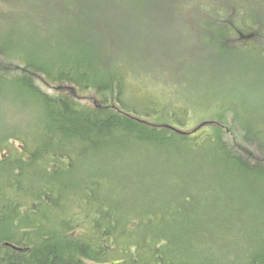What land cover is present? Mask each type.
I'll return each mask as SVG.
<instances>
[{
    "label": "trees",
    "instance_id": "16d2710c",
    "mask_svg": "<svg viewBox=\"0 0 264 264\" xmlns=\"http://www.w3.org/2000/svg\"><path fill=\"white\" fill-rule=\"evenodd\" d=\"M0 18L15 67L0 65V264H264L262 132L217 103L188 128L194 111L172 106L202 70L170 65L184 34L199 62L229 54L224 37L264 58L262 17L245 25L236 0H0ZM210 192L225 198L196 197ZM208 208L239 215L216 235L196 220Z\"/></svg>",
    "mask_w": 264,
    "mask_h": 264
},
{
    "label": "rangeland",
    "instance_id": "374dc122",
    "mask_svg": "<svg viewBox=\"0 0 264 264\" xmlns=\"http://www.w3.org/2000/svg\"><path fill=\"white\" fill-rule=\"evenodd\" d=\"M236 1L237 6L240 8L241 16H243L245 25L252 26L254 22L257 23L259 17L264 19V0ZM9 26L7 30L9 29ZM5 27V22H3L0 18V35L5 34ZM259 30L261 31V34L264 33V29ZM6 35L8 39H11V45H15L18 49L22 47V43L18 41V35H9L8 33ZM184 35L186 36V42H183L182 44L184 52L178 55V60L175 59L170 61V65L182 66L186 70L190 68V66L193 67L197 65L199 67L196 68H200L202 70V76L195 78L186 77L182 80L184 82L182 83V89L184 90L182 98L184 102L175 106L173 105L172 108L174 110H178L181 107H187L193 110L195 116L192 121H190L191 119L188 120L190 121L188 128L191 127V129H196L203 123L209 121L205 119L213 118L214 114L217 112V109H207L206 104L217 103L218 105H223L227 109H234L240 112L250 125H252L256 130L262 132L261 137L264 139V58L260 47L256 48L252 44L248 43V47L238 51L236 43L232 42L230 38L224 37L222 44L227 49L224 50V53L229 51L230 55L225 54L220 60L216 58L209 59L208 57L200 58L199 62L198 59L193 60L195 59L193 48L199 41H201V38L191 34ZM207 39L209 40V37L206 36L203 41L205 42ZM260 43L264 45V35H262ZM234 47L235 52H232L234 51ZM12 49L16 50L14 46ZM22 49L25 50V48ZM29 51H34L39 54L38 52H42V49L35 47L34 50H28V52ZM199 51L203 56V52L200 49ZM197 53L199 52H196L195 54ZM6 63V61L0 59V65L7 67V70H13L15 68L14 66L6 65ZM166 83H168L169 86L159 87V95L172 93L174 86L170 85V81L167 82L166 80ZM158 93L159 91L156 93L155 100L153 101H156V98L157 101L159 100ZM201 103H204V106H199ZM191 129L188 130L191 131ZM237 130H239L238 127L234 128L232 125L224 126V131H226L224 132V137L226 139L230 138V141L232 137L238 138V134H236ZM262 138L260 139L263 140ZM238 144L239 146L241 145V148H243H239L241 152L244 153L243 155L248 156L249 153H252L253 147L244 144L242 140L239 141ZM253 150L255 151V149ZM261 157L264 158V156ZM154 196L158 195L154 194ZM196 197L200 199L202 203L206 202L211 206L213 202H219V199L225 198L223 194H219L217 192L197 194ZM137 198L141 199L139 194H137ZM224 214L234 218L239 215L237 212L231 210L228 212L225 211L224 213L222 210L216 208H208L198 213L196 220L204 224V221L208 220L207 224L209 225V228L214 229L212 233L217 235L222 233L216 225L223 221ZM259 214H261V211L259 212L251 208L244 211V217L247 220L252 218L254 219V215ZM210 234V232H205V237L211 239ZM236 243H238L236 239H234L233 242L228 243L223 249V252L226 253L227 251H234L236 249ZM211 250V252H217L216 246H213Z\"/></svg>",
    "mask_w": 264,
    "mask_h": 264
},
{
    "label": "water",
    "instance_id": "95a60500",
    "mask_svg": "<svg viewBox=\"0 0 264 264\" xmlns=\"http://www.w3.org/2000/svg\"><path fill=\"white\" fill-rule=\"evenodd\" d=\"M6 245H7V246H10L11 248H13V249H15V250H17V251H24V249H22V248H20V247H17V246H15V245H13V244L7 243Z\"/></svg>",
    "mask_w": 264,
    "mask_h": 264
},
{
    "label": "bare ground",
    "instance_id": "6f19581e",
    "mask_svg": "<svg viewBox=\"0 0 264 264\" xmlns=\"http://www.w3.org/2000/svg\"><path fill=\"white\" fill-rule=\"evenodd\" d=\"M6 247H10V246H7V245H6Z\"/></svg>",
    "mask_w": 264,
    "mask_h": 264
}]
</instances>
